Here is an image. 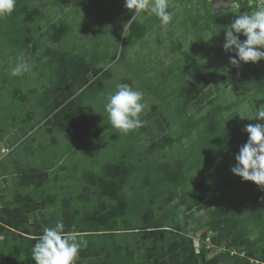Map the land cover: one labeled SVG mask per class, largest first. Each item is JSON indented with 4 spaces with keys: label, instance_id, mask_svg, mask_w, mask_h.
Masks as SVG:
<instances>
[{
    "label": "rangeland",
    "instance_id": "1",
    "mask_svg": "<svg viewBox=\"0 0 264 264\" xmlns=\"http://www.w3.org/2000/svg\"><path fill=\"white\" fill-rule=\"evenodd\" d=\"M30 1L33 4V1ZM261 1L238 0V7L234 8L231 0L229 5L220 3V11L214 13L210 0H191V19L185 23L183 20L187 14L183 13V5L174 3L172 22L168 25H162L160 22L152 26L145 36L133 45L123 41L127 25L118 33V28L128 17L132 18L134 15L124 7V0H78L74 3L59 0V3L51 6L52 9L46 13L45 19L40 18L32 22L28 21L33 15L27 9L17 11L18 6L15 5L11 15L0 17V137H3L0 143V209L4 202L11 198L14 190L23 192L26 188L23 185L30 184L35 175L28 172L27 183L16 186L14 173L17 170L35 167L48 170L55 164L49 169L50 181L47 185L50 188L47 189L60 196L59 190L64 188V193L72 195L71 202L78 204V199L86 198L85 195L91 190V186L80 188L79 171L99 170L106 160H113L125 151H132V158H136V153L143 151L165 133H170L173 138L178 133L182 134L183 131L176 122L167 126L163 116L172 121L175 101H169L168 94L170 92V96H176L182 84L185 92L186 84L191 81L192 75L206 79L201 81L204 83L201 93L185 105L187 114L198 117L206 110L207 101L216 97L215 104H219L218 107L224 115L236 111L243 117L244 122H251L249 119L258 109L264 107L261 98L264 94V60L248 62L238 67L244 70L249 82L243 80L235 81V86L233 83L225 85L219 76L233 67L229 57L235 56L234 51L227 52L223 49L225 30L237 15L245 12L252 14L264 8L260 5ZM172 3L170 1L169 4ZM151 15L145 14L143 19L147 20ZM56 19H63L68 29H65V34L57 42H52L49 39L50 33L57 34L61 30L49 29L46 26L49 21ZM37 25H41L39 30L35 27ZM239 38L246 39L243 35ZM91 52L93 58L100 57V64H104V69L108 67L109 70L106 76L101 77L100 85L91 86L82 92L79 89L72 95L73 107L82 110L77 117L83 126L84 134L92 135L89 146L82 150L76 147L72 151L70 142L60 129L56 127L48 131L46 124H34L42 118L45 109L58 99V84L54 82L58 78L55 66L61 62L67 66V59L73 57L70 55L72 53L83 56L86 62L88 53ZM112 55H115L113 60ZM17 57L28 63L31 70L13 76L11 70L17 62ZM119 84H128L144 93L143 102L146 107L142 114L148 112L153 104H157L159 111L163 112L162 116L159 111L155 112L144 123V130L138 134V138L113 128L108 119L105 110L107 96L115 92ZM75 88L76 85H71L69 91ZM258 123L264 121L260 120ZM24 129L28 130L26 135L22 134ZM188 141V138H181L158 152H171L172 156ZM160 156L158 154V157ZM151 158L152 155L148 159ZM61 179L66 181L59 182ZM58 182L63 188L54 184ZM247 182L239 176L232 177L221 187L222 197L227 199L235 195L244 189ZM31 186L27 187V190H33ZM257 187L258 185L254 184L256 198L247 204L235 219L224 221L212 197L188 211L187 232L196 247L199 264L226 249L224 245L231 242L226 232L238 234L240 222L245 218L256 220L259 229L264 232V205L259 199L260 188ZM38 189L39 187L34 191L35 195L45 188L41 187L40 192ZM178 194L179 189L175 200L179 199ZM32 220L33 218L28 222L31 223ZM203 234L205 237L212 235L214 242L210 243L211 248L204 245L206 252H203L202 258V251L198 246ZM251 250L254 258L262 261L264 239L257 241ZM243 259L244 252H241L238 259L230 264H243Z\"/></svg>",
    "mask_w": 264,
    "mask_h": 264
},
{
    "label": "trees",
    "instance_id": "2",
    "mask_svg": "<svg viewBox=\"0 0 264 264\" xmlns=\"http://www.w3.org/2000/svg\"><path fill=\"white\" fill-rule=\"evenodd\" d=\"M170 1L173 3L169 4L168 11L172 12L174 3H181L183 13L187 14L183 22L191 19V0H169V3ZM30 2L18 0L16 10L27 9L33 15L28 22L45 19L49 12L45 9L47 6L43 8ZM56 2L59 3V0L52 3ZM44 4L48 2L45 1ZM131 19L127 18L118 28V33L127 25L123 41L132 45L142 39L152 26L160 23L154 14L147 20L138 17ZM64 22L63 19H56L45 25L49 29L61 30L57 34L50 33L49 39L52 42H57L65 34L68 25ZM35 27L39 30L41 25ZM70 55L73 57L67 59V66L61 62L54 69L58 77L54 81L58 84V99L45 109L42 118L34 125L42 122L48 126V131L57 127L70 142V150L76 147L82 150L89 146L92 135L84 134L77 117L82 110L73 107L72 95L79 89L82 92L91 86L100 85L101 77L106 76L109 69H104V64H100L101 58H93L92 52L88 53L86 62L83 56L75 53ZM114 58L115 55H112L111 60ZM202 79L206 78L202 76L199 79L192 75L185 92L182 84L176 96H170V92L168 94V100L175 101L174 118L172 121L167 116L163 118L167 126L176 122L183 133H178L174 138L170 133H165L143 151L136 153V158H132V151H125L113 160H106L99 170L79 171L80 188L91 186V190L85 195L86 198L78 199V204L71 202V194L58 198L53 192H49L47 182L50 177L47 168L21 169L16 186L27 183L28 172L35 175L30 184L23 185L26 187L23 192L14 190L11 198L0 209V264H35L32 259L34 244L38 242L44 228L54 227L57 221L63 223L65 233H76L88 242L87 247L80 251L76 264H199L196 247L187 232V213L203 200L212 197L224 221H229L239 216L243 208L256 198L253 190L255 183L251 181L245 184L243 190L227 199L222 197L221 187L236 176L230 169L236 164L235 155L239 148L248 140V134L244 131L246 125L260 121L252 119L251 122H244L236 111L224 115L219 104H215L216 97L207 101L206 110L198 117L187 114L185 105L201 93L204 86ZM219 79L225 85L233 83V86L236 85L235 81L249 82L244 70L235 66L221 73ZM64 82L66 84L63 85ZM71 85H76L75 90L69 91ZM25 98L24 96V100ZM261 98L264 101V94ZM67 99L69 100L65 102ZM157 107V104H153L148 112L141 114L140 118L144 123L159 111ZM160 113L162 116L163 112L159 111ZM144 123L129 134L138 138V134L144 130ZM27 132L24 129L22 134L26 135ZM181 138H188L189 141L172 156L171 152H158ZM158 154L162 157H158ZM151 155L152 158L148 159ZM29 186L33 190H27ZM37 187L38 192L41 187L45 189L35 195ZM257 188H260L259 199L264 205V186ZM178 189L179 199L175 200ZM36 210L38 215L35 214ZM31 218L33 220L29 223ZM226 235L231 238V242L224 245L226 249L200 264H230L238 259L241 252H244L243 264H253L248 261L249 258H254L251 247L264 239L259 223L252 218H245L240 222L238 234L231 231L226 232ZM204 237L203 234L198 246L202 251V258L203 252H206ZM211 242H214L212 235ZM263 260L264 256L259 262L263 263Z\"/></svg>",
    "mask_w": 264,
    "mask_h": 264
},
{
    "label": "clouds",
    "instance_id": "3",
    "mask_svg": "<svg viewBox=\"0 0 264 264\" xmlns=\"http://www.w3.org/2000/svg\"><path fill=\"white\" fill-rule=\"evenodd\" d=\"M16 0H0V17L11 15L15 10ZM124 7L134 13L132 19H143L145 14H154L162 25L172 22L173 13L168 11L169 0H124ZM232 7H238V0H233ZM131 19V20H132ZM243 35L246 39L241 40ZM223 49L235 52L229 57L232 66L241 63H256L264 60V8L252 14L241 13L235 17L225 30ZM31 70V66L17 57L11 70L13 76L22 75ZM144 93L133 89L128 84H119L115 92L107 96L105 110L113 128L123 134L143 126L140 118L146 105ZM264 121V107L256 111L249 120ZM247 142L239 148L235 155L236 164L230 171L243 181H251L264 186V123L246 125ZM87 240L76 233H65L62 222L57 221L54 227H45L32 249L35 264H76L79 253L87 247Z\"/></svg>",
    "mask_w": 264,
    "mask_h": 264
},
{
    "label": "crops",
    "instance_id": "4",
    "mask_svg": "<svg viewBox=\"0 0 264 264\" xmlns=\"http://www.w3.org/2000/svg\"><path fill=\"white\" fill-rule=\"evenodd\" d=\"M33 1V4L34 5H38L39 7H41V6H43V8L44 7H46L47 6V8H45V9H48V10H50V9H52V7L51 6H55L58 2H56V3H52V2H54V0H32ZM45 1H47L48 2V4H44V2ZM65 2L66 1H70L71 3H74V2H78V0H64ZM52 3V4H51ZM44 9V10H45ZM3 137L1 136L0 137V143H2L1 141L3 140L2 139ZM5 138H6V136H5ZM4 138V139H5ZM73 151V150H72ZM60 161V160H59ZM58 161V162H59ZM58 164V163H57ZM55 164H53L52 166H50V170H51V168L54 166ZM47 170V173H48V175H49V172H50V170ZM19 173H20V170H17V171H15V173H14V175H15V180H14V184L16 185V183L18 182V176H19ZM49 177H50V175H49ZM50 181V180H49ZM60 181H66L65 179H61V180H59V182ZM59 182L58 183H54L55 185H57V186H61V185H59ZM49 186V185H48ZM49 188H50V186H49ZM60 188H63L62 186L60 187ZM64 189V188H63ZM63 189L62 190H59V192H60V196L57 194V193H55V192H53V191H51V192H53L55 195H57V197L58 198H61L62 196H67L68 197V193H64L63 192Z\"/></svg>",
    "mask_w": 264,
    "mask_h": 264
},
{
    "label": "built area",
    "instance_id": "5",
    "mask_svg": "<svg viewBox=\"0 0 264 264\" xmlns=\"http://www.w3.org/2000/svg\"><path fill=\"white\" fill-rule=\"evenodd\" d=\"M260 3H261L260 5L264 7V0H262ZM203 243H204V245L207 246L208 248H211V247H210V245H211L210 243H212V242H211V235H207L206 237H204V239H203ZM212 248H213V247H212ZM248 261H249L250 263H253V264H264V262H263V263H262V262H259L258 260L254 259V258H249Z\"/></svg>",
    "mask_w": 264,
    "mask_h": 264
},
{
    "label": "water",
    "instance_id": "6",
    "mask_svg": "<svg viewBox=\"0 0 264 264\" xmlns=\"http://www.w3.org/2000/svg\"><path fill=\"white\" fill-rule=\"evenodd\" d=\"M212 3V10L214 13H218L220 11V3H224V5H229L231 3V0H225L220 2L219 0H210Z\"/></svg>",
    "mask_w": 264,
    "mask_h": 264
},
{
    "label": "flooded vegetation",
    "instance_id": "7",
    "mask_svg": "<svg viewBox=\"0 0 264 264\" xmlns=\"http://www.w3.org/2000/svg\"><path fill=\"white\" fill-rule=\"evenodd\" d=\"M220 2H222V1H225V0H219Z\"/></svg>",
    "mask_w": 264,
    "mask_h": 264
}]
</instances>
